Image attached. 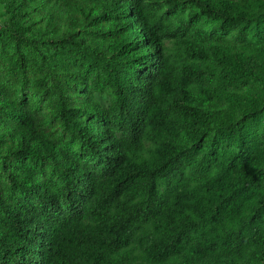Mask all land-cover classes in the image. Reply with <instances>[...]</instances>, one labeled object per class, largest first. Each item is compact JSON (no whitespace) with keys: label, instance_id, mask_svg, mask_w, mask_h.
<instances>
[{"label":"trees","instance_id":"16d2710c","mask_svg":"<svg viewBox=\"0 0 264 264\" xmlns=\"http://www.w3.org/2000/svg\"><path fill=\"white\" fill-rule=\"evenodd\" d=\"M0 6V264H264V0Z\"/></svg>","mask_w":264,"mask_h":264},{"label":"rangeland","instance_id":"374dc122","mask_svg":"<svg viewBox=\"0 0 264 264\" xmlns=\"http://www.w3.org/2000/svg\"><path fill=\"white\" fill-rule=\"evenodd\" d=\"M6 16L4 14L3 8L2 6H0V24H3L4 20H5ZM96 98L99 100L100 104L103 107H106L108 105V98L105 95H97Z\"/></svg>","mask_w":264,"mask_h":264}]
</instances>
